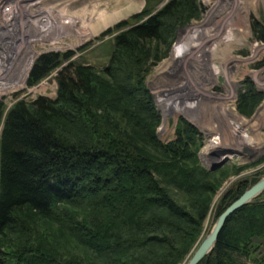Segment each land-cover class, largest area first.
Returning <instances> with one entry per match:
<instances>
[{"label":"trees","instance_id":"obj_1","mask_svg":"<svg viewBox=\"0 0 264 264\" xmlns=\"http://www.w3.org/2000/svg\"><path fill=\"white\" fill-rule=\"evenodd\" d=\"M195 8L192 0H173L120 22L108 63L100 70L63 66L55 99L17 101L7 111L0 99V264L185 261L215 180L199 168L193 127L179 122L172 143L157 140L146 76L149 59L170 43L168 23ZM67 57H39L27 85ZM240 97L244 113L259 99L249 87ZM244 187L228 191L222 209ZM57 240L76 248L62 251ZM199 264H264V192L228 217Z\"/></svg>","mask_w":264,"mask_h":264},{"label":"rangeland","instance_id":"obj_2","mask_svg":"<svg viewBox=\"0 0 264 264\" xmlns=\"http://www.w3.org/2000/svg\"><path fill=\"white\" fill-rule=\"evenodd\" d=\"M38 1L0 0L4 14L0 10V61L8 60L6 65H0V99L5 104V111L17 101L31 103L40 96L55 99L56 76L63 66L75 63L102 69L108 63L117 32L113 28L117 24L132 16L155 13L173 0H54V5L50 1L43 3L42 0L41 4H37ZM192 1L196 5L192 12L183 13L177 20L168 23L172 30L170 43L165 48L161 46L158 60L156 57L149 59L146 76V86L159 116V123L154 130L157 140L165 145L172 143L176 139L179 122L193 127L199 139L196 154L199 168L210 173L211 180H215L216 191L211 196L201 234L182 264L188 262L226 209H222L224 195L228 191H235L237 185L244 184L242 195L264 178V147L259 153H254L244 146L237 147L234 144L230 148L232 153L226 155L216 150L208 160H204L201 154L213 135L209 136L205 132L202 121L198 119L203 107L200 104L219 105L224 102V98H228L239 120H253L255 125V117L260 115L258 129L253 135L264 140V0ZM133 2V8L126 14L115 17L119 9ZM245 7L248 8L246 18L238 20L237 13H243ZM142 12L146 13L143 15ZM62 13L64 15L59 17L58 14ZM6 14L7 17L9 14L10 19L8 28L5 24ZM40 15L45 16V19ZM51 15L55 16V20L50 19ZM106 20L112 22L100 26ZM108 29L111 30L110 34L105 36ZM205 30L208 31L205 37L195 36ZM88 32L91 36L85 35ZM190 34L192 38L189 39L187 36ZM182 39L189 42L187 48L183 46L182 52L174 57L175 47ZM195 44L198 45L196 48L193 46ZM259 47L262 50L257 52ZM255 48L256 53L253 51ZM207 50H214L226 58L222 75L214 77L202 62V55ZM55 53L61 56L67 54L68 57L62 60L60 67L51 71L35 86L29 87L28 77L36 60L42 55ZM253 55L256 57L251 59ZM228 73L235 80L229 87L224 78ZM12 83H19L22 87L14 88ZM248 87L251 92L259 95V99L255 107L244 113L247 108H240L238 104L241 94ZM203 114L217 126L222 123L223 115L218 112L205 111ZM219 164L221 166L212 171ZM48 226L50 229L54 227L51 224ZM58 242L62 251H73L76 248L69 240Z\"/></svg>","mask_w":264,"mask_h":264},{"label":"bare ground","instance_id":"obj_3","mask_svg":"<svg viewBox=\"0 0 264 264\" xmlns=\"http://www.w3.org/2000/svg\"><path fill=\"white\" fill-rule=\"evenodd\" d=\"M40 1H38L37 4H41ZM42 1H43V3L50 1L52 3V5L55 4L54 0H42ZM51 3H50V5H51ZM133 4H135V2L131 3L130 6L122 7L121 9H119L118 13H117L118 15L116 14L117 16L115 15V17L122 16V15L126 14L129 9L133 8ZM137 4H138V2H137ZM0 10L2 13L3 10L1 7H0ZM243 10H244L243 13H240V14L237 13L236 17L238 18V20H241V18L242 19L246 18L248 8L245 7ZM1 13H0V15H1ZM2 15H4V14L2 13ZM43 15H40V17L42 16L43 19H45V16H43ZM63 15H64L63 13L58 14L59 17H62ZM5 16H6V20H7L5 24L7 25L8 22L10 23L9 14H8V17H7V14ZM8 19H9V21H8ZM50 19L55 20V16L51 15ZM114 19H117V18H114ZM114 19H112V21ZM1 20H3V19H1ZM112 21L106 20L100 26L107 24L109 22H112ZM1 25H3L2 22H1ZM6 27L8 28V25ZM6 27H5V29H6ZM206 32H208V31H206V30L205 31H199L198 33H196L195 36L197 38L198 37H200V38L205 37ZM228 33H229V31H228ZM85 35L91 36L90 32L86 33ZM85 35H82V36H85ZM187 37L189 39L192 38V34L188 35ZM187 43H189V42H186L185 39H182L178 43V45H176V47H175L176 49L174 51L175 56L174 55L173 56L176 57L177 55H179V52L180 53L182 52V49H183L182 47L186 46ZM239 44H241L240 41H239ZM193 46L196 48L198 45L196 46V44H195ZM186 48H187V46H186ZM256 49L257 48L253 49V51L255 50V53L257 51ZM259 50H262V49L259 47L257 52H259ZM203 56H204V58H203ZM255 57L256 56L253 55V57L251 59H254ZM202 58H203L202 62H204L205 66L206 65L208 66V68L210 69V71L212 72L214 77L215 76L218 77L219 75L223 74V72H224L223 71V64H224L223 61L226 60V58L224 56L218 55V53H216V51H214V50L213 51L207 50L204 52V55H202ZM6 63H8V60L0 61V65H2V66L6 65ZM224 76H225L224 78L227 80V81L226 80L225 81L228 84V87L231 86L233 83H235V80L233 79V77H231V75H229V73L227 75H224ZM12 84L14 85V88L20 87L19 83L18 84L12 83ZM228 100H229L228 98H224L223 99L224 102H221L219 105H217L216 103L211 104L208 102H207L208 104H206V105L200 104L201 107H202V105H203V107H202L201 115L198 116V119H200L202 121V125L204 127L205 132L209 136H210V134L213 135V138L208 141V146L206 147V149L201 154V157L204 160H208V158L211 157V155L213 153L217 152L216 150H218V151L221 150L220 152L223 154H226V155L228 153H232L230 151V148L234 147L235 145L237 147H241V146L243 147L244 146V147L250 149V151H253L254 153H259L261 151V149L264 147V140H261L257 135H253V133L255 131H257V129H258V125H259L258 121L260 120L259 119L260 115H256L255 125H254L253 120L249 121V122H243L237 118V116L235 115L234 106L232 104H230V102ZM192 109L194 110V108H192ZM205 111L218 112V113L222 114L223 115V118L221 120L222 123H220L219 126H217L216 124H214V122L210 121L208 118L206 119L204 116L205 114H203ZM235 117L237 119H234ZM209 121L212 122L213 124L210 125Z\"/></svg>","mask_w":264,"mask_h":264},{"label":"water","instance_id":"obj_4","mask_svg":"<svg viewBox=\"0 0 264 264\" xmlns=\"http://www.w3.org/2000/svg\"><path fill=\"white\" fill-rule=\"evenodd\" d=\"M221 165L214 166L212 171L219 168ZM264 191V178L258 181L255 185H253L250 189L245 191L238 199H236L229 207H227L224 212L219 216L215 226L209 235L202 241V243L198 246L196 251L193 253L191 258L188 260L186 264H198L202 259H204L207 254L211 252L213 246L217 240L219 233L221 232L224 223L228 219V217L240 209L241 207L249 204L252 200H254L261 192Z\"/></svg>","mask_w":264,"mask_h":264}]
</instances>
